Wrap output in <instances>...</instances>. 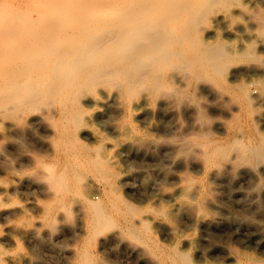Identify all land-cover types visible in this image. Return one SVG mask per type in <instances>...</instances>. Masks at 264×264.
<instances>
[{
	"label": "bare ground",
	"instance_id": "1",
	"mask_svg": "<svg viewBox=\"0 0 264 264\" xmlns=\"http://www.w3.org/2000/svg\"><path fill=\"white\" fill-rule=\"evenodd\" d=\"M238 62L245 65L230 70ZM253 75L257 95L249 90ZM204 83L230 96L236 109L229 126L238 128L224 138L210 130L182 138L176 153L183 143L195 146L201 176L188 175L166 200L162 192L143 205L128 200L118 153L145 158L174 149L138 114L169 121L175 98L195 101ZM260 101L264 0H0V154L12 155L1 167L0 209L18 207L0 211L7 222L0 264H46L24 238L46 248V226L75 205L77 238L61 264H257L240 247L211 241L217 221L205 205L213 198L210 178L225 179L243 161L261 171L264 131L254 122L264 119L256 112ZM34 113L47 118L48 147L29 155L25 146L13 157V140L25 137ZM104 118L108 132L91 123ZM248 119L252 125L243 127ZM33 182L43 196H13L17 185ZM148 213L170 223L161 237ZM183 215L200 227L199 237L188 238ZM100 248L123 249L127 258L99 261Z\"/></svg>",
	"mask_w": 264,
	"mask_h": 264
},
{
	"label": "rangeland",
	"instance_id": "2",
	"mask_svg": "<svg viewBox=\"0 0 264 264\" xmlns=\"http://www.w3.org/2000/svg\"><path fill=\"white\" fill-rule=\"evenodd\" d=\"M240 65H245V63L238 62L232 65L230 70H234ZM242 74L245 77L249 75L247 73ZM229 75L234 76L232 73H229ZM255 76L251 77L252 81L249 84L252 95H257L259 92V83ZM203 86L204 88L199 90L198 99L195 101L189 95L184 96L182 99L181 97L175 98L169 113L170 120L164 118L168 125L158 117L152 116L145 119V116L141 115L142 112L138 114L140 124L148 126L151 131L160 135L164 143L173 142L174 149L166 154L155 151L151 156L145 158L138 154L125 155L123 152L118 153L125 173L129 176L127 181H121L120 183L122 193L128 200L143 205L156 192H162V198L166 200L164 195L171 192L177 184L185 182L188 175L201 176L202 159L197 155L195 146L194 148L184 149L183 143V148L181 146L182 151L176 153L181 145L180 140H183L182 138L186 136L195 137L206 130L212 131L217 137L224 138L234 133L236 131L234 129L238 128L229 126L232 114L236 109L235 104L229 98L230 96L209 83H204ZM200 107L203 109L202 111H199ZM256 112L262 113L264 118V101L259 102ZM33 116L34 120L30 122L25 137L13 140V146L16 148L10 149L11 154L19 155L23 153L20 151L25 146L29 149L26 151L29 155L38 148L48 147L47 139L50 127L47 118L41 113H34ZM35 116H40V120L36 119ZM105 118L102 121L92 120L91 123L94 124L93 126L108 132L110 129L104 121ZM248 120L244 122L246 124L243 127L248 126L249 122L251 123V119ZM254 122H257L261 130L264 131V119L258 120L255 117ZM6 123L10 124L11 122L6 121ZM124 140V138L119 137L118 141L123 142ZM127 142L124 141L123 145ZM14 154L13 157H16ZM159 155H161V158L156 160L155 158ZM11 156L0 154V178L4 176L3 171H1L3 161H9ZM258 162L261 171H256L249 163L243 161L235 169L242 170V175L235 174L238 171L232 169L225 173V179L221 175L217 179L210 178L213 198L207 201L205 210L209 216H214L217 221L209 237L213 243L238 246L246 255L254 258L257 264H264V159H260ZM16 163L17 160L14 161V164ZM213 170H215V167L211 168L210 171ZM16 187L17 191L13 196L20 200L25 201L28 197L43 196L37 182H33L28 186L17 185ZM10 188L13 189V186L11 185ZM98 192L94 190V193L98 194ZM157 197L159 196L157 195ZM172 201L168 200V202ZM75 206L72 213L70 215L65 214L54 227L46 226V248H44V245L36 247L26 237L23 243L26 249L31 251L37 248L42 258L46 260V264H61L68 258L70 256V246L77 238L78 231L79 213ZM15 209H18V207L9 205L1 208L0 211L11 213ZM147 216L150 218L153 227L159 229L156 232L157 237H161L160 229H162V225H169L170 223L164 217H156L150 213ZM189 220V217L183 215L180 223L188 233V238L190 236L199 237L201 234L200 227H193V223L191 224V220ZM6 226L7 222L0 216V227L5 228ZM11 226L12 224L8 228H11ZM99 252V261H122L127 258L126 256L123 257V249L118 251L116 248L113 250L111 248H100Z\"/></svg>",
	"mask_w": 264,
	"mask_h": 264
}]
</instances>
